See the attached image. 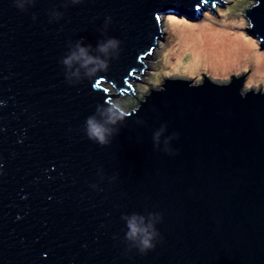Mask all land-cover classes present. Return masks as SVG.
I'll use <instances>...</instances> for the list:
<instances>
[{
    "label": "water",
    "instance_id": "1",
    "mask_svg": "<svg viewBox=\"0 0 264 264\" xmlns=\"http://www.w3.org/2000/svg\"><path fill=\"white\" fill-rule=\"evenodd\" d=\"M253 1L243 15L261 49ZM203 3L229 2L0 0V264H264V91L244 89L245 73L166 77L107 146L85 134L98 107L134 95L160 16L197 20ZM77 43L107 68L69 79ZM132 214L158 233L144 254L125 239Z\"/></svg>",
    "mask_w": 264,
    "mask_h": 264
},
{
    "label": "rangeland",
    "instance_id": "2",
    "mask_svg": "<svg viewBox=\"0 0 264 264\" xmlns=\"http://www.w3.org/2000/svg\"><path fill=\"white\" fill-rule=\"evenodd\" d=\"M223 1L229 3L224 6L215 3L216 13L203 3L205 9L198 12L201 16L197 20L173 13L161 15L162 41L158 39L154 53L146 55L142 74H134L142 82H129L135 96L122 90L123 94L112 100L125 110L135 107L137 99L142 100L149 88L160 87L166 77L192 79L198 83L205 75L212 81L226 83L231 74L245 73L244 89L260 87L264 91V46L260 49L259 41L247 31L249 25L243 15V7H250L254 1ZM104 87L110 92L116 91L110 83H104Z\"/></svg>",
    "mask_w": 264,
    "mask_h": 264
},
{
    "label": "clouds",
    "instance_id": "3",
    "mask_svg": "<svg viewBox=\"0 0 264 264\" xmlns=\"http://www.w3.org/2000/svg\"><path fill=\"white\" fill-rule=\"evenodd\" d=\"M31 0H28L30 3ZM16 6L21 9L16 2ZM23 10V9H21ZM118 42L109 39L104 43H98L96 50L107 55L109 50H114ZM91 46H82L77 43L62 63L68 72V78L80 77L81 72L85 76H91L98 71L107 68V61L97 56L91 55ZM71 73V76L69 75ZM127 113L117 103L107 107H98L95 114L86 118L85 134L90 141L100 146H107L110 138L116 134L117 126L126 118ZM160 133L153 137L154 141L158 139ZM126 221L127 232L125 239L132 247H135L141 254H144L154 248V241L158 233L155 224L145 223V218L138 214H132L124 218Z\"/></svg>",
    "mask_w": 264,
    "mask_h": 264
},
{
    "label": "bare ground",
    "instance_id": "4",
    "mask_svg": "<svg viewBox=\"0 0 264 264\" xmlns=\"http://www.w3.org/2000/svg\"><path fill=\"white\" fill-rule=\"evenodd\" d=\"M153 51H154V50H153ZM153 51L151 52L152 54L154 53ZM148 55H149V54H148ZM148 55H147V56H148ZM147 56H145V57H147ZM143 70H144V69H143ZM144 72H145V71H144ZM143 74H144V73H143Z\"/></svg>",
    "mask_w": 264,
    "mask_h": 264
}]
</instances>
